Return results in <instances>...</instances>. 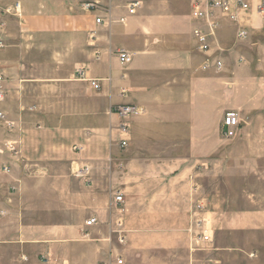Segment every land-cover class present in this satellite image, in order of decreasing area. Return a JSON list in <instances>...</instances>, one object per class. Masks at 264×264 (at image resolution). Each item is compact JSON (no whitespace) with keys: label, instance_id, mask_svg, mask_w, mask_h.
<instances>
[{"label":"crops","instance_id":"0c3cea01","mask_svg":"<svg viewBox=\"0 0 264 264\" xmlns=\"http://www.w3.org/2000/svg\"><path fill=\"white\" fill-rule=\"evenodd\" d=\"M5 1L14 3L11 9L22 33L34 40L52 39L59 33L77 37L82 44L78 45L81 52L75 70L85 68L89 78L100 81V90L93 91L87 83L77 81L83 92L94 93L92 123L45 128L42 117L31 120L19 114L16 121L11 120L17 128L12 141L16 154L0 149V163L10 168L7 176L0 171V264L106 262L111 244L98 217L103 210L99 194L118 186L119 179L123 183L149 176L146 162H154L157 176L173 175L174 182L191 177V184L198 188V165L208 169L216 161L236 162L239 176L245 177L246 162L264 161V21L253 12L242 20L248 33L244 42L232 41L237 25L219 19L207 55L218 57L223 67L202 71L208 56L197 50L192 38L193 0H134L140 6L132 16L119 0H73L98 1L109 7L112 23L97 27L92 15L69 13L72 0ZM120 18H125L124 24L118 23ZM236 48L238 59L230 56ZM119 51L131 56L129 64L119 62ZM46 86L39 89L40 96L48 94ZM27 89L8 90L4 107L6 103L9 109L18 108L22 113ZM119 104L143 110L141 116L129 120V133L123 138L117 130L120 121L110 115L111 107ZM27 110L34 113L37 107L30 104ZM228 112L237 114L240 125L235 136L226 139L222 119ZM120 139L126 140V147H120ZM73 145L83 149L78 168L89 166L95 195L88 205L84 199L79 204L90 216L70 220L47 209L70 207L72 191L65 182L69 174L57 168H68L71 156L67 150ZM121 153L126 157L124 163ZM119 165L124 173L117 172ZM101 174L104 179L100 181ZM44 176L52 180H47L45 187L48 196L39 198V177ZM118 187L127 189L123 184ZM90 218H96L98 224L87 227ZM220 225L228 230L264 232V212L245 211L235 219L227 215ZM214 255H207L205 264H226ZM247 263L264 264L261 260L232 264Z\"/></svg>","mask_w":264,"mask_h":264},{"label":"rangeland","instance_id":"374dc122","mask_svg":"<svg viewBox=\"0 0 264 264\" xmlns=\"http://www.w3.org/2000/svg\"><path fill=\"white\" fill-rule=\"evenodd\" d=\"M81 2L70 1L69 13L82 17L85 12L80 9ZM13 5L12 1L0 0V74L5 79L6 96L8 90L18 88H28L29 96L24 102L22 99L25 104L22 113H19L18 108L9 109L6 103L4 107V102L0 104V112L13 121H16L19 114L31 120L42 117L46 120L43 123L45 128L60 123L64 126H77L79 122L92 123L94 93L83 92L75 75L76 61L81 52L78 45L82 42L67 33L56 34L52 39L34 40L22 33L18 17L13 15L11 9ZM235 40L236 43L244 42L236 39V32L232 38V41ZM230 56L238 59V48ZM43 85H47L45 88L48 87V94L40 96L39 89L44 88ZM30 104L35 105L37 111L29 112L27 107ZM16 135L17 130L8 131L0 121V149L4 153L11 154L7 143L12 142ZM67 152L71 156L68 168L59 167L57 171L69 174L68 179L63 178L65 182L68 181L72 191L70 207L47 209V212L67 216L70 220L87 218L90 216L89 211L79 204L83 199L87 205L93 201L94 181L87 186L73 176V172L80 166L83 149L73 145ZM123 154L120 156L122 163L126 160ZM146 163L145 173L149 176L133 177L123 183L119 179L117 185H125L126 190L116 186L99 194L103 210L98 217L100 225L110 234L111 260L117 254L124 264H205L207 255L214 253L215 258L222 259L226 264L246 260L264 262V232L228 230L220 225L227 215L235 219L245 211L255 209L264 212V161L246 162L245 177L239 176L241 169L236 162L229 164L216 161L208 169L198 165V169H195L198 173V188L191 184V177H183L180 182H174L173 175L167 178L157 176L154 162ZM2 168L0 163V171ZM117 172H125L123 165L118 166ZM99 177L100 181L104 179L102 174ZM47 180L51 181L52 178L39 177L42 186L39 198L48 196L45 192ZM249 188L255 191L248 193L240 190ZM117 194H121L124 200L119 210H115L112 205V199ZM198 202L203 206L202 217L208 219L206 228L212 238L209 249L205 246L196 249L191 243V215ZM117 219L123 224L125 242L122 245L117 244V235L112 233L116 229L114 223ZM214 220L218 223L214 224ZM223 233H230L231 236L218 237Z\"/></svg>","mask_w":264,"mask_h":264},{"label":"built area","instance_id":"2783aa9c","mask_svg":"<svg viewBox=\"0 0 264 264\" xmlns=\"http://www.w3.org/2000/svg\"><path fill=\"white\" fill-rule=\"evenodd\" d=\"M125 3V9L129 16L136 13V10L140 6V2L134 0H119ZM80 9L92 15L94 17V25H110L112 20L110 18L109 7L102 5L98 1H86L80 4ZM253 12L258 18L264 21V0H257L250 2L248 0H193L190 7V16L194 21L195 26L192 29V38L196 43L197 50L202 54L207 55L212 49V42L215 40L216 31L219 27V19H224L229 23L238 26L236 32V39L244 40L247 37V28L244 27L242 20L245 16ZM125 18H120L118 23L124 24ZM220 50V49H219ZM117 58L123 65L129 64L132 60L131 56L124 51L117 52ZM208 56V55H207ZM98 54H95V59H98ZM223 64L218 57L210 58L208 56L201 65L202 71L214 69L216 71L221 70ZM76 80L85 82L89 85V88L93 91L100 90V81L89 78L85 68H77L75 70ZM5 79L0 74V104L4 102L6 97V91L4 89ZM143 114V110L136 105L119 104L112 106L110 109V115H114L120 121L117 130L120 136L126 137L129 133L128 122L131 118L139 117ZM0 121L4 127L12 132L16 129L15 123L6 118L5 114L0 112ZM240 121L238 116L234 112H228L222 119V135L224 138L229 139L235 136V130L239 127ZM15 142H9L7 144L8 151L11 154H16L14 148ZM120 147H126V140H119ZM9 167H3L2 173L9 174ZM73 176L80 179L85 185H90V168L87 165H82L74 171ZM13 191L14 188H11ZM124 204L123 197L121 194H117L112 199V205L115 210ZM203 206L201 203H197L194 206L195 211L191 215V223L193 227L189 228L191 232V243L199 249L206 244L211 242V234L207 231V218L202 217L201 210ZM98 224L96 218H90L86 222L87 227L96 226ZM121 220H116L114 226L116 229L112 230L115 233L116 242L118 245H122L125 242V236L122 231ZM110 235V234H109ZM110 240V238H109ZM113 255L109 253L108 260L100 264H124L123 259L116 254V258L111 260Z\"/></svg>","mask_w":264,"mask_h":264}]
</instances>
